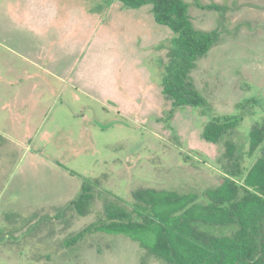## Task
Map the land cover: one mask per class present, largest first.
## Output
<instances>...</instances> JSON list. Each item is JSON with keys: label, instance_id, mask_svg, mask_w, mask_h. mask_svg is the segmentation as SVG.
I'll use <instances>...</instances> for the list:
<instances>
[{"label": "rangeland", "instance_id": "374dc122", "mask_svg": "<svg viewBox=\"0 0 264 264\" xmlns=\"http://www.w3.org/2000/svg\"><path fill=\"white\" fill-rule=\"evenodd\" d=\"M181 1L195 31L217 35L188 76L198 109L172 108L162 93L178 64L150 6L0 0V264H164L124 236L84 229L106 200L137 189L205 201L224 180L226 140L245 168L255 161L245 152L264 123V0ZM215 118L237 125L214 145L201 133ZM83 184L94 197L78 216Z\"/></svg>", "mask_w": 264, "mask_h": 264}, {"label": "trees", "instance_id": "16d2710c", "mask_svg": "<svg viewBox=\"0 0 264 264\" xmlns=\"http://www.w3.org/2000/svg\"><path fill=\"white\" fill-rule=\"evenodd\" d=\"M117 1L130 10L150 6L155 23L172 32L178 65L164 81L162 93L172 108H202L205 101L188 76L217 35L195 31L181 0ZM236 125L227 118H215L204 126L201 138L218 144ZM224 142L219 161L224 180L218 187L204 190L205 201L194 193L137 189L130 193L129 202L119 200L117 205L106 200L103 218L84 231L124 236L164 264H264V123L252 126L248 133L245 155L248 159L256 156L249 168L243 166L244 154L236 153V145ZM93 190L83 184L70 212L86 216ZM214 227L231 229V233L218 230L221 235H217Z\"/></svg>", "mask_w": 264, "mask_h": 264}, {"label": "crops", "instance_id": "0c3cea01", "mask_svg": "<svg viewBox=\"0 0 264 264\" xmlns=\"http://www.w3.org/2000/svg\"><path fill=\"white\" fill-rule=\"evenodd\" d=\"M142 8V7H141ZM141 8H139V9H136V10H140Z\"/></svg>", "mask_w": 264, "mask_h": 264}]
</instances>
